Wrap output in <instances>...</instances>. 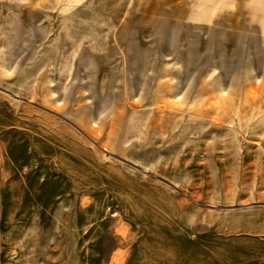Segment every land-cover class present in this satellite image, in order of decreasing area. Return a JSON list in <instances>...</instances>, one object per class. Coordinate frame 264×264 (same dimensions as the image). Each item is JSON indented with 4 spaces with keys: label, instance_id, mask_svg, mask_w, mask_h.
I'll use <instances>...</instances> for the list:
<instances>
[{
    "label": "rangeland",
    "instance_id": "rangeland-1",
    "mask_svg": "<svg viewBox=\"0 0 264 264\" xmlns=\"http://www.w3.org/2000/svg\"><path fill=\"white\" fill-rule=\"evenodd\" d=\"M0 264H264V0H0Z\"/></svg>",
    "mask_w": 264,
    "mask_h": 264
}]
</instances>
